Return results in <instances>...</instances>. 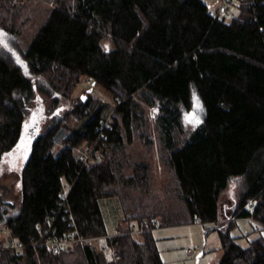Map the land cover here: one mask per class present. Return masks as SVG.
Masks as SVG:
<instances>
[{"label":"trees","instance_id":"1","mask_svg":"<svg viewBox=\"0 0 264 264\" xmlns=\"http://www.w3.org/2000/svg\"><path fill=\"white\" fill-rule=\"evenodd\" d=\"M42 1L49 10L25 62L0 57V175L24 137L18 93L36 86L70 106L29 140L7 177L19 200L0 198V226L24 248L1 250L0 264H163L153 230L189 223L217 233L215 264H264V0H238L235 13L216 16L202 0H0V31L21 35ZM105 38L111 49L102 47ZM81 77L112 101L87 91L73 97ZM192 86L206 114L187 130L182 115ZM134 133L136 159L125 154ZM153 143L160 191L143 159ZM82 146L90 149L86 160L73 152ZM105 197H117L122 209L110 235L99 202ZM241 218L261 231L246 247L230 234ZM72 221L83 236H104L109 256L83 243L57 253L31 245L37 223H52L57 238ZM132 225L142 230L134 234Z\"/></svg>","mask_w":264,"mask_h":264},{"label":"rangeland","instance_id":"2","mask_svg":"<svg viewBox=\"0 0 264 264\" xmlns=\"http://www.w3.org/2000/svg\"><path fill=\"white\" fill-rule=\"evenodd\" d=\"M202 1L206 3L209 10L215 16L220 7L229 9L231 13H235L237 11L236 6L238 0H229L224 4L223 0ZM49 5L50 4H47V2L44 1L39 3V13L21 35L15 36L0 31L1 58L19 66L25 62L26 58L24 56V52L26 51L29 42L41 26L42 20L47 15ZM230 12L229 14H231ZM101 45L104 49H111L113 47V42L110 38H105L102 40ZM33 78L41 80V78L37 75H34ZM34 89L35 91L31 94L18 93L16 95V98L25 111V131L21 145L5 157L2 166L0 183L7 186L9 190L0 187V198L6 203H17L19 200L18 185L16 183L11 184L10 181L12 178L7 177L11 175V170H13L18 163L20 164L22 158H24L25 146H27L29 140L32 139L35 134L42 132L46 126L49 125V121L52 118L59 116L70 106V101L65 98H60V100L55 103L53 102L54 95L52 97L45 90L37 89L36 86ZM89 89H91L89 93L94 97L97 96L103 98L104 100L112 101L109 93L102 86L98 84L93 85L85 77L80 78V81L74 90L73 97L81 95L83 91H88ZM195 92V88L192 86L190 89L191 109L184 110L182 115V123L187 130L198 125L204 118L203 112L193 106V102H195L196 99ZM63 135V132L58 133L54 148L60 149L63 146L61 143ZM138 138L139 134L134 133L133 141H126L125 144V152H127L125 154L133 159L140 156V151L135 153L136 150L140 148L141 144V141ZM156 148V144L153 143L152 148H150L149 152L144 155L143 159H145L154 170H152L154 182L153 190L160 191L162 189V183H164V178L162 179V168L161 166H158V163L155 160L157 156ZM73 152L77 156L86 160L90 154V149L82 146L81 148L74 149ZM234 195V186H232L228 189V191H226L225 199L232 201ZM99 202L104 218L106 232L109 235L113 234L118 230L119 221L122 217V209L119 199L117 197H105L100 199ZM122 227L120 229H123ZM132 227L138 229L137 232H132L134 234L141 231V229L135 225H132ZM1 228H3V226H0V230ZM260 233L261 231L259 230L258 225L246 218L237 219L235 225L230 231V234L235 237V242L242 247L248 246L249 242L255 239ZM153 235L155 237L163 264H215L218 262L222 254L220 240L217 233L212 231L206 235L205 226L201 223L157 227L153 230ZM99 237L100 239L94 242V246L96 248H98L99 245L106 244V238L104 236ZM4 239H6V234L0 232V240ZM105 253L109 256V248Z\"/></svg>","mask_w":264,"mask_h":264},{"label":"built area","instance_id":"3","mask_svg":"<svg viewBox=\"0 0 264 264\" xmlns=\"http://www.w3.org/2000/svg\"><path fill=\"white\" fill-rule=\"evenodd\" d=\"M225 1V0H224ZM222 7L219 9V12L222 11ZM64 200L62 204H64L66 195L63 196ZM71 225L73 229L69 230L67 233H65L64 236H59L57 238H54L50 235V229L52 227V223L49 225V227H43L41 224L37 223L35 225V228L38 233V238L34 239L31 242V245L33 247L41 246L45 247L47 250H51L55 253L59 252L62 248L68 247L70 245H77L80 243L87 244L89 246H94V242L98 239H100L99 236H83L76 228L74 221L71 222ZM138 229L133 227L132 232H137ZM1 233L6 234L7 236V244L0 245V251L1 250H10L11 253L15 255L21 254L22 249L24 248V245L20 242H17L13 239H11V233L8 228H2L0 230ZM98 248L104 252L108 251L107 245H99Z\"/></svg>","mask_w":264,"mask_h":264},{"label":"water","instance_id":"4","mask_svg":"<svg viewBox=\"0 0 264 264\" xmlns=\"http://www.w3.org/2000/svg\"><path fill=\"white\" fill-rule=\"evenodd\" d=\"M91 89H89L87 92L89 93ZM196 92V96H195V102H193V106L197 109H200L202 112H203V115L205 116L206 114V110H205V107H204V104H203V101L201 99V97L199 96L197 90H195ZM191 109V108H190Z\"/></svg>","mask_w":264,"mask_h":264},{"label":"snow or ice","instance_id":"5","mask_svg":"<svg viewBox=\"0 0 264 264\" xmlns=\"http://www.w3.org/2000/svg\"><path fill=\"white\" fill-rule=\"evenodd\" d=\"M107 47V46H106ZM27 127V126H26Z\"/></svg>","mask_w":264,"mask_h":264}]
</instances>
